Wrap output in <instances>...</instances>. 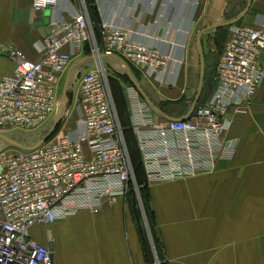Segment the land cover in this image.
I'll use <instances>...</instances> for the list:
<instances>
[{"label": "built area", "instance_id": "1", "mask_svg": "<svg viewBox=\"0 0 264 264\" xmlns=\"http://www.w3.org/2000/svg\"><path fill=\"white\" fill-rule=\"evenodd\" d=\"M70 1L73 10L57 16L60 0H33L35 12L52 11L49 32L38 42L42 59L33 61L14 46L3 47L15 67L0 78V134H38L35 130L52 122L63 76L89 41L96 64L75 81L72 110L45 143L0 152V264H54L49 246L32 237L34 226L51 225L81 210L98 213L130 190L134 170L100 53L119 55L148 77L166 82L170 68L182 62L105 20L97 39L86 1ZM263 53V14L251 24H232L212 92L188 118L158 121L149 104L132 93L131 128L149 181L204 174L234 154L233 142L223 137L231 122L228 114L264 83Z\"/></svg>", "mask_w": 264, "mask_h": 264}, {"label": "crops", "instance_id": "2", "mask_svg": "<svg viewBox=\"0 0 264 264\" xmlns=\"http://www.w3.org/2000/svg\"><path fill=\"white\" fill-rule=\"evenodd\" d=\"M95 3L100 20L127 28L141 42L182 60L170 68L166 82L148 77L119 55L102 58L107 76L118 71L117 65L125 74L130 127L133 92L158 121L191 117L211 93L217 68L201 49V58H189L194 35L199 48L203 41L212 47L220 29L227 28V38L232 24H251L257 14L264 16V0ZM73 8L74 1L60 0L55 15ZM51 17L50 10L35 12L33 0H0V78L15 67L4 46L16 47L30 60L42 59L38 42ZM90 56L84 52L74 60L89 58L83 72L96 64ZM204 83L210 86L206 92ZM228 117L223 137L236 148L231 157L220 158L204 174L168 182L147 179L151 221L141 213L137 193H129L98 213L81 210L51 225H36L32 237L46 245L52 241L54 264H264V83Z\"/></svg>", "mask_w": 264, "mask_h": 264}, {"label": "rangeland", "instance_id": "3", "mask_svg": "<svg viewBox=\"0 0 264 264\" xmlns=\"http://www.w3.org/2000/svg\"><path fill=\"white\" fill-rule=\"evenodd\" d=\"M226 32H227V28L226 29H224V28L220 29V31L215 36V44L212 47L206 46V42L203 41L202 44H201V47L199 48V45L197 44L196 36L194 35V37H193V39H192V41L190 43L189 49H188L189 58H201V56H200V49H201V52H202L204 58H211V60L213 59L214 63L216 65H218V63H216V61L218 62V58H220V54H221V51L223 49L225 38H226V34H225ZM87 45H88V48L91 49V47L93 45V42L89 41L87 43ZM117 67H118V71H113L112 70L111 74L109 73L110 75L107 76V77H108V80H109V84H110V81L111 82L114 81L110 88H112V90H113V92L111 90L113 99H117L118 100L117 101V107L119 109V111H118L119 112V116H120L121 119H123L124 114H125V109H124L125 108V102L123 100L124 99V94L121 91L120 85L117 84V82H119L118 80H122V81L124 80V82H125L126 81L125 80L126 77H125V74L122 73L121 65H117ZM66 76H67V73L64 74V76H63L64 78H63V80H62V82L60 84L61 93H62L63 86L65 84ZM72 77H73V75H72ZM209 87L210 86L205 85V83H204L203 90L206 92V91H208ZM76 89H77V82L71 83V85L69 87V90H70L69 102H68V105H67V108H66V111H68V112H67L66 116H63L64 119L67 118L69 112L72 110V105L74 103V92H76ZM61 93H60V96H61ZM114 102H115V100H114ZM68 107H69V109H68ZM64 122H66V121L63 120V122L61 123L60 127L63 126ZM50 127H51V119L48 120L47 122H45L41 127H39L35 131H37V133L39 134V132L41 130H44V129L46 130L47 128H50ZM34 133L36 134V132H34ZM3 134H6V135H8V136H10V137H12V138H14L16 140H18L20 135H22L20 131H16V132H12V133L11 132L3 133ZM126 138H127V140L126 139L125 140L127 141L126 142L127 148L129 147L128 151L129 150L131 151V152H129V154H130V153H132V149L134 150V145L131 144V141L129 140V138L127 136H126ZM29 144H31V142H27V145H29ZM11 147H13V145L7 143L5 140L0 138V152H3V151H5V150H7V149H9ZM130 157H131L132 167H133V170H134V174H133L134 177H133V179L131 181L130 187L132 188L134 193H137L138 202H139L140 207L142 209L141 213L143 214V216H145V219L148 220L147 212H146L145 209L143 210V205H144L143 202L144 201H143V198H142L140 187L138 186V183H137V180H136L138 160L135 161V159H134L132 154H131Z\"/></svg>", "mask_w": 264, "mask_h": 264}, {"label": "water", "instance_id": "4", "mask_svg": "<svg viewBox=\"0 0 264 264\" xmlns=\"http://www.w3.org/2000/svg\"><path fill=\"white\" fill-rule=\"evenodd\" d=\"M249 5H250V2L248 4L247 10L249 8ZM48 32H49V30L46 28L44 30V35H46ZM104 56H106L105 53L101 52L100 58H103ZM90 57H92V56H90ZM87 59H89V58H82L79 61L74 62L72 64L71 68L69 69L68 74L66 76L65 84H64L63 89H62L58 110H57L54 118L52 119L51 127L49 129L41 131L39 135H37L35 133L23 134L18 138V140L14 139V138L6 135V134H0V138H2L7 143H9L13 146H17L19 148L29 149V150L36 149L37 147H39L40 145L45 143L55 133L58 126L60 125L62 118L64 116V113L66 111L68 102H69V93H70L69 87L71 85V82L72 81L75 82L79 79L81 72L84 70V68H83L84 66L82 65V63L84 61H86ZM74 69H75V71H74V74L72 77V71ZM27 142H31V144L27 145ZM49 235L51 238L50 233H49ZM48 246L51 250L53 249V243L51 240H49Z\"/></svg>", "mask_w": 264, "mask_h": 264}, {"label": "trees", "instance_id": "5", "mask_svg": "<svg viewBox=\"0 0 264 264\" xmlns=\"http://www.w3.org/2000/svg\"><path fill=\"white\" fill-rule=\"evenodd\" d=\"M86 4H87V7H88V10H89V13H90V17H91V20H92V23H93V26H94L95 35H96L97 39H100L101 38V28H100L101 20H100L99 10L97 8L95 0H86ZM228 32H229V30H228ZM223 48H224V46H223ZM86 53L90 54V49L88 48V45L86 47ZM118 81L119 82H117V81L116 82H117V84L120 85L121 91L124 94V86H123L124 85V81H122V80H118ZM113 82L110 81V85H112ZM112 92H113V90H112ZM211 92H212V90H211ZM114 100H115V104H116V107H117V101L118 100L117 99H114ZM123 100L125 102V108H124L125 109V114H124L123 119H121L120 116H119L118 107H117V112H118V116H119V120H120L121 126L123 128V133H124L125 139L127 140V138H126V136H127L129 138V140L131 141V144L134 145V150L132 149V153H130V156L132 154L134 159H135V161L138 160L136 180H137L138 186L140 187V191H141L142 198H143V201H144L143 202L144 208H145V210L147 212L149 221H151L150 208H149V205H148V202H147V199H146V192H145L147 176H146V172H145L144 166L142 164V156H141V152H140L139 147H138L137 139H136L131 127H130L131 124H130L129 106H128L127 102H126L125 97H124ZM59 128H60V126L58 127V129ZM128 149H129V147H128ZM129 152H131V151L129 150ZM129 193H134L131 187H130V190H129L127 195H129ZM151 230L154 231L153 228H151Z\"/></svg>", "mask_w": 264, "mask_h": 264}]
</instances>
